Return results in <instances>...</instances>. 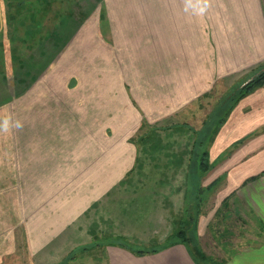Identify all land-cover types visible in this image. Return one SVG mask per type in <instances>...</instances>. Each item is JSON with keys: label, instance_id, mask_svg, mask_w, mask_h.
Instances as JSON below:
<instances>
[{"label": "rangeland", "instance_id": "1", "mask_svg": "<svg viewBox=\"0 0 264 264\" xmlns=\"http://www.w3.org/2000/svg\"><path fill=\"white\" fill-rule=\"evenodd\" d=\"M181 1L189 8V41L183 44L176 35L170 39L174 43H167L160 53L151 51L159 47L153 45L159 26L153 24L151 33L150 21L142 17L145 6H149L148 16L155 15L156 9L159 16L167 12L174 21L178 15L172 0H44L38 4L37 0H0V121L20 120L24 124L22 130L11 127L0 132V164L8 160L12 166L11 172L0 173V250L7 253L0 264H105L106 246L143 250L145 253L138 255L143 256L181 240L197 264H264L260 225L249 220L243 207L228 197L219 198L211 190L207 195L198 192L202 191L199 184L190 202L194 204L185 210L190 214L184 219H124L113 222L119 233L115 236L109 232L108 222L92 221L83 210L56 235L45 237L49 226L53 230L61 225L48 213L68 210L70 200L86 189L85 174L75 177L73 173L52 172L54 166L46 154L61 153L62 159H69L77 146L101 150L109 143L110 151H114L126 144L128 149L139 150L140 160L150 148L151 133L167 130L166 118L173 114V101L183 95L182 88L198 89L208 83L205 70H200L196 82L191 83L198 61H190L189 53H203L199 52L204 46L198 39L209 36V30L198 27V0ZM209 5L212 8L214 0H209ZM127 6L129 11L124 14ZM26 9L25 20L17 21L25 16ZM206 15L207 22L210 18ZM84 23H89L88 29H83ZM21 29L26 51L8 57L2 48L8 49L13 42H3L21 34ZM236 81L222 78L206 97L196 92L178 119L188 122L193 130L211 110L219 121L235 104L232 102L246 80ZM107 92L108 115L102 109ZM88 103L92 109L85 108L87 115L82 117L81 108ZM208 121L204 126L210 135L215 131L214 121ZM19 132L23 139L15 138ZM39 137L46 140L39 141ZM38 142L46 149L38 151ZM199 168L196 179L202 181L205 171L203 166ZM94 175L96 185L100 174ZM155 175L146 174L144 180L151 182ZM120 216L128 215L123 211ZM153 232L159 234L152 236Z\"/></svg>", "mask_w": 264, "mask_h": 264}, {"label": "crops", "instance_id": "2", "mask_svg": "<svg viewBox=\"0 0 264 264\" xmlns=\"http://www.w3.org/2000/svg\"><path fill=\"white\" fill-rule=\"evenodd\" d=\"M42 1L44 0H37L36 4ZM172 1V8L178 15L174 21L170 20L167 12L159 16L156 9H154L155 15L148 16L150 8L145 6V14L142 18L150 21L151 33L154 28L153 24L159 26L160 29L158 32L160 38L158 36V39L153 41L155 42L153 45L159 47H153L151 51L156 49L155 52H164L167 43H174L170 39H174L176 35L183 44L189 41V8L186 7L184 1ZM198 2L200 8L201 0ZM129 7L125 8L124 14H127ZM139 9H142V6ZM28 13L26 9L25 16L17 21H24ZM206 13L210 18L207 22L205 21ZM40 14L43 15V12ZM87 25L85 24L83 29H88ZM198 27L207 28L209 36L198 39L204 46L203 50H199V52L203 51L200 56L189 53L190 61H198L195 66L197 73L190 76L193 78L191 83L196 82L200 76V70L207 71L209 81L208 83L205 81L203 88H182L183 95L173 101L171 110L173 114L166 118L167 130L151 133L150 148L143 151L140 160H137V157L141 155L139 150L128 149L124 147L126 146L124 143L121 149L114 151H110L109 143L106 144L108 147L101 150H94L93 147L82 150L83 147L77 146L69 159H62L61 153L55 156L45 155L51 161V167L54 166L51 169L52 172L73 173L75 177L85 174L86 179L84 194L76 193V198L70 200L68 210L64 208L61 214L48 213L53 218L52 221L58 219L61 225L55 226L53 230H50L49 226L45 237L56 235L58 230H63L75 221L83 210L86 212V217L92 221L108 222L109 232L115 236L119 233L115 232L113 222L124 219L151 222L184 219L182 217L190 214V211L186 213L185 210L190 207V204H194L190 202L194 201L193 196L196 195L198 184L200 185L198 188L202 189L198 192L207 195L212 191L215 196L228 197L230 202L242 206L248 219L260 225V232L264 236V84L254 86L246 92L225 113L220 123L216 119L217 116L211 115V110L199 128L193 130L188 122L185 123L178 119L179 113L185 111L182 110L186 102H190L197 96L196 92L206 97L211 93L210 89L217 87V83L222 78L231 79V81L236 79L237 83L246 80L240 85L241 87L251 81L250 77H256L264 71V0H214L212 8H208L203 14H200L198 9ZM24 29H21V34L17 33L13 39L8 37L3 42V44L13 42L8 49L2 48V51L8 53V57L12 53L19 56L25 53L26 49L21 43L25 41ZM85 34L88 33L85 32ZM35 35L37 39V34ZM8 61L7 59L4 64L7 65ZM106 97L102 109H105L108 115L110 112L109 92ZM102 99L104 101V96ZM85 108L92 109V106L90 103L82 106L81 111L84 112L82 117L87 115ZM167 109L170 111V108ZM209 118H213L212 130L215 129V132L210 133L211 137L208 136L209 132L204 126L209 122ZM15 138L23 139L21 132L15 134ZM43 140L46 139L39 137V141ZM36 146L38 151L46 149V145L40 142ZM143 156L146 159H143ZM10 162L6 160V163L0 164V173L12 171ZM202 166L205 173L200 179L202 181H198L196 176L201 170L199 167ZM94 174H100L98 176L100 181H96V185H93ZM146 174H156V179L146 182L144 180ZM81 178H83L82 175ZM134 190H142L145 193L140 194ZM129 192L131 194H128ZM123 211L128 215L125 218L120 216ZM185 219L188 221V217ZM93 226H91V237L95 234ZM155 228L154 226L153 230H156ZM158 234L153 232L152 236ZM168 234L165 233V236ZM161 235L163 236V233ZM104 249L106 261L103 262L105 264H197L187 243L182 241L143 256H137L116 245L106 246ZM260 251H264V243ZM6 254L0 250V261Z\"/></svg>", "mask_w": 264, "mask_h": 264}, {"label": "trees", "instance_id": "3", "mask_svg": "<svg viewBox=\"0 0 264 264\" xmlns=\"http://www.w3.org/2000/svg\"><path fill=\"white\" fill-rule=\"evenodd\" d=\"M263 82H264V71H261L256 76V78H254L253 80L247 82L244 86H242V88L240 89V92L238 93V95L236 96V98L234 99V101L232 103L233 104L236 103L251 88H253L254 86H257V85H261V83H263ZM231 107H232V105L228 108V111L231 109ZM219 121H221V119ZM208 136H210V135H208ZM120 246L125 248L123 245H120ZM129 251H131L133 254H135L137 256L138 255H142L143 253H145L143 250L133 249V248L129 249ZM152 252H156V250H153Z\"/></svg>", "mask_w": 264, "mask_h": 264}, {"label": "clouds", "instance_id": "4", "mask_svg": "<svg viewBox=\"0 0 264 264\" xmlns=\"http://www.w3.org/2000/svg\"><path fill=\"white\" fill-rule=\"evenodd\" d=\"M201 4L202 6L199 8V13L203 14L210 6L209 0H201ZM11 127H14L16 130H22L24 127V124L20 120H17L15 122H11L8 119L0 121V132H8L10 131Z\"/></svg>", "mask_w": 264, "mask_h": 264}]
</instances>
